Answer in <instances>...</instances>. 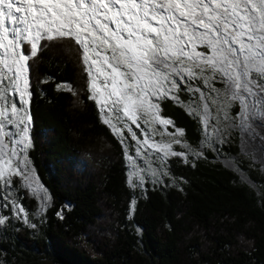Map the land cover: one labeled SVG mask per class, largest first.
Masks as SVG:
<instances>
[{
  "label": "snow or ice",
  "instance_id": "1",
  "mask_svg": "<svg viewBox=\"0 0 264 264\" xmlns=\"http://www.w3.org/2000/svg\"><path fill=\"white\" fill-rule=\"evenodd\" d=\"M65 39L82 50L85 70L95 69L96 81L89 71L90 99L109 116L105 124L123 119L140 128L143 123L163 136L174 122L160 115V103L171 99L180 104L181 93H198V100L213 94L211 103L219 109L214 121L222 114L231 126L229 112L238 105L236 126L250 140L260 135L258 127L264 128V0H0V208L17 218L25 210L15 198L14 179L22 177L21 186L33 195L42 191L28 182L31 169L24 155L31 146L29 61L43 48L63 46ZM193 82H202L207 94ZM201 107L202 113L191 106L189 111L200 117L207 132L215 125H210L208 104ZM112 127L123 141V130ZM124 128L139 145L136 157L150 149L163 154L157 160L187 159L186 152L172 150L182 143V129L168 133L172 139L167 143H149L147 132L139 140L127 123ZM128 159L130 186L139 187L146 168L134 156ZM146 166L151 169V163ZM150 174L157 180L168 175L155 169ZM6 222L0 216V224Z\"/></svg>",
  "mask_w": 264,
  "mask_h": 264
},
{
  "label": "trees",
  "instance_id": "2",
  "mask_svg": "<svg viewBox=\"0 0 264 264\" xmlns=\"http://www.w3.org/2000/svg\"><path fill=\"white\" fill-rule=\"evenodd\" d=\"M62 44L43 48L29 61L27 155L48 190L49 205L38 234L19 227L13 241H0V247L48 248L58 264H264L258 171L243 167L258 183L254 191L208 151L185 162L171 157L168 171L178 186L133 194L121 146L88 96L80 50L73 40ZM160 108L186 141L197 142L192 116L169 99Z\"/></svg>",
  "mask_w": 264,
  "mask_h": 264
},
{
  "label": "rangeland",
  "instance_id": "3",
  "mask_svg": "<svg viewBox=\"0 0 264 264\" xmlns=\"http://www.w3.org/2000/svg\"><path fill=\"white\" fill-rule=\"evenodd\" d=\"M74 41V40H73ZM79 48V46H78ZM80 50L81 62L86 75V88L88 92V96L92 95V92L89 89V71L93 72L91 77L92 81H96L95 69L90 68L89 71L85 69L88 65L83 63L82 58V50ZM199 50V49H198ZM91 63V60L89 61ZM193 87H200L202 91L207 94V89L204 88L202 82H193ZM58 87H65L64 84H59ZM216 87H221L219 83H217ZM211 95L208 94L209 98L198 100L199 94L193 93H181V103L177 104L175 101L169 99L173 103L181 106L186 113L192 116L196 123L199 131V137L195 144L189 143L183 137H179L182 140L180 145L173 144V151H180L187 153V159L184 157H175L177 161L185 162L189 161L195 157H198L204 153V151L210 152V159L214 162L221 164L222 166L233 171L238 179L248 186H250L254 191L258 190V183L251 180L247 174L244 166H250L255 168L258 173L263 177V185H264V141L260 139L261 136H264V128L258 127L257 131L259 132V136L256 137L255 140H250L247 137V133L241 131L236 125L239 122V118L237 117V113L239 112V106L237 105L234 109L229 112V116L232 119L231 126H228L229 122L224 121L223 115H219L218 121H214L213 117L217 115L218 105H214L211 103ZM99 98V97H97ZM11 99L13 101H18V97L16 95H12ZM96 107L99 120L108 128V130L113 134V136L119 142L122 149V158L125 167V182L129 190L133 194H143V191L147 187H165V186H178L179 179L171 175L168 171V162L167 160L173 156L167 158V160H157L155 157L157 155H163L162 153L152 152L150 149H145L144 151L147 153L146 155H142L139 157L135 156L136 148L139 147L136 141L131 139V136L127 134L126 129L124 128L125 123L128 126L132 127L133 131L137 133V137L139 140H144L146 138L145 132H147V136L149 138V143L153 141L160 142L163 141L165 143L169 142L172 137L168 135V133H174L175 129H180L176 126H169L167 129L163 130L165 135H160L159 130L157 133L152 134L151 129L148 125H144L141 123V127L137 128L135 125H131L130 122H127L121 119L118 123L115 119H112L111 123L105 124L104 120L109 119V116L106 113H102L100 110V106L97 105L96 101L91 99ZM208 104L209 112L211 115L209 116L210 125L214 124L215 128L209 127L207 132L205 131L204 125L200 122V117L195 115L189 111V106L193 109H196L198 112L202 113L201 105ZM27 107V106H26ZM10 110V109H9ZM28 112V108H27ZM29 114V113H28ZM160 115L163 118H167L166 116ZM257 124L261 123L260 121L256 122ZM115 124L116 127L121 128L124 132L123 141L121 135L114 132L112 125ZM30 128V124L28 125ZM159 129V126H157ZM221 129V132H215V129ZM15 130V129H14ZM29 136V132L27 134ZM206 136H211V139H206ZM184 143L189 145L188 149L184 148ZM235 145V151L227 150L224 147H229L230 145ZM194 153H200V155H195ZM27 157L28 165L27 168L31 169V175L29 177V183L32 184V187L42 188L41 192H38L36 195H33L30 191L25 190L21 186L22 177H16L14 179V184L16 188L14 189L15 198H18V202L22 205L25 210L24 217H26L27 222H25V218H17L12 214V212L8 208H0V216L7 217V222L4 224H0V241H3L5 245H9V242H12V236L14 231L19 227H26L31 230V234H38L39 224L42 221L43 213L46 207L49 205V193L44 184L39 179L35 168L31 164L27 150L24 153ZM134 156L135 161L138 166L145 167L146 170L142 173L144 176V182L139 187L130 186L129 180L130 175L133 172L132 164L130 163L128 157ZM7 159V157H5ZM16 159V158H13ZM147 163H151V169H147ZM155 169L158 173L167 172L168 175H159V179L151 176V170ZM27 171V169H26ZM132 183L136 184L137 180L135 177H131ZM23 191V192H22ZM46 195L48 197L47 201L44 202L40 199V196ZM22 197H25L22 200ZM135 232L138 231L136 226H133ZM0 264H58L50 253L49 249H45L44 251H39L36 247H27L23 244H13L10 248H1L0 247Z\"/></svg>",
  "mask_w": 264,
  "mask_h": 264
}]
</instances>
